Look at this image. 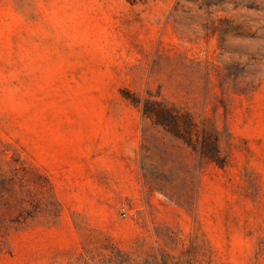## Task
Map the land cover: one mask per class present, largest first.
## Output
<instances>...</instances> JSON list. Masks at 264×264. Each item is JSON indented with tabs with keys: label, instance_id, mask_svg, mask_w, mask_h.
Masks as SVG:
<instances>
[{
	"label": "rangeland",
	"instance_id": "rangeland-1",
	"mask_svg": "<svg viewBox=\"0 0 264 264\" xmlns=\"http://www.w3.org/2000/svg\"><path fill=\"white\" fill-rule=\"evenodd\" d=\"M144 100L224 166L147 185ZM0 214V264H264V0H0Z\"/></svg>",
	"mask_w": 264,
	"mask_h": 264
},
{
	"label": "trees",
	"instance_id": "trees-1",
	"mask_svg": "<svg viewBox=\"0 0 264 264\" xmlns=\"http://www.w3.org/2000/svg\"><path fill=\"white\" fill-rule=\"evenodd\" d=\"M141 112L143 118L150 121L156 131L155 133L149 129L142 130L140 154L143 179L159 193L173 199L175 194L166 193L162 181L172 182L174 179H179L181 174L192 180L195 173H200L202 165L207 162L224 166L225 158L221 155L217 131L208 130L204 125L200 127L190 113L151 100H144ZM165 137H170L189 148L197 157V162L189 166L181 161L179 153L174 151V146L167 145ZM17 173V169H13L9 179L17 178ZM4 182L1 181V184ZM46 184L54 198L51 185L47 181ZM22 193V190L17 192V196L21 197ZM55 202L59 208L57 200ZM4 217L0 214V242L5 227L2 222Z\"/></svg>",
	"mask_w": 264,
	"mask_h": 264
},
{
	"label": "built area",
	"instance_id": "built-area-1",
	"mask_svg": "<svg viewBox=\"0 0 264 264\" xmlns=\"http://www.w3.org/2000/svg\"><path fill=\"white\" fill-rule=\"evenodd\" d=\"M120 215L122 217H125L127 214V210H126V206L124 204L121 205L120 209H119Z\"/></svg>",
	"mask_w": 264,
	"mask_h": 264
}]
</instances>
